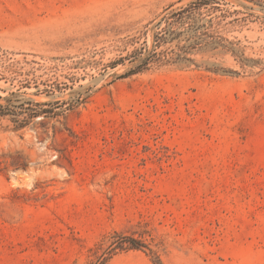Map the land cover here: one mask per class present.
<instances>
[{
	"label": "rangeland",
	"instance_id": "374dc122",
	"mask_svg": "<svg viewBox=\"0 0 264 264\" xmlns=\"http://www.w3.org/2000/svg\"><path fill=\"white\" fill-rule=\"evenodd\" d=\"M171 6L202 39L126 76ZM99 257L264 264V0H0V264Z\"/></svg>",
	"mask_w": 264,
	"mask_h": 264
},
{
	"label": "trees",
	"instance_id": "16d2710c",
	"mask_svg": "<svg viewBox=\"0 0 264 264\" xmlns=\"http://www.w3.org/2000/svg\"><path fill=\"white\" fill-rule=\"evenodd\" d=\"M199 7L200 6L173 8L171 6L167 10H165L160 20L154 26L156 32L153 33L151 37L152 42L150 46L147 45V41L145 38L146 33L132 38L130 40V43L132 45H140L130 52L129 57L133 59L132 62L135 63V65L132 69L128 70L125 75H133L145 70L150 64L161 63L163 58H165V55L164 52L160 51V48L167 43H172L175 40H179V38L185 32H191L189 38L187 39L188 42H191L187 47L191 48L197 45L199 43V40L202 39L201 35L198 36V34L203 28V26L199 25L198 20L195 18ZM141 39H144L143 42H140ZM207 48H210V50H214L217 47L213 44H210L207 45ZM184 49L185 46L178 47V50L182 52V54H176L174 58L169 59L172 61H166V63H181L183 61H187L188 59H185V57L183 56V54L186 53ZM118 237L121 241H119L115 245V247L110 249L106 254L109 255L110 252L114 249L122 250L127 247L136 249L140 247L139 242L134 239L121 236ZM106 260V257H99L95 262L89 264H104ZM153 263L161 264L157 257L155 258Z\"/></svg>",
	"mask_w": 264,
	"mask_h": 264
}]
</instances>
